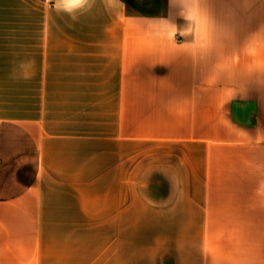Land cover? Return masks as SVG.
I'll return each mask as SVG.
<instances>
[{"label": "crops", "instance_id": "1", "mask_svg": "<svg viewBox=\"0 0 264 264\" xmlns=\"http://www.w3.org/2000/svg\"><path fill=\"white\" fill-rule=\"evenodd\" d=\"M64 7L0 0V264H264V0Z\"/></svg>", "mask_w": 264, "mask_h": 264}, {"label": "rangeland", "instance_id": "2", "mask_svg": "<svg viewBox=\"0 0 264 264\" xmlns=\"http://www.w3.org/2000/svg\"><path fill=\"white\" fill-rule=\"evenodd\" d=\"M10 58L26 59V56H10ZM19 73L21 80L26 79L28 76V72L26 70L20 71ZM151 153L152 152H149V156H147L149 161H154L156 158H158V162L157 166H149V172L152 171L154 174L156 173V170H158L157 173L159 174L177 175L180 176V179L182 181H186L189 163L188 155L191 153V150L189 151L188 144L186 141H182L181 138L179 147H164V150L162 152H158V154L155 151H153L154 155H150ZM192 153L193 158L196 161V164L198 165L200 159L203 158L204 151L201 149V147L197 146L195 150H192ZM186 185V182H181L180 190H186Z\"/></svg>", "mask_w": 264, "mask_h": 264}, {"label": "clouds", "instance_id": "3", "mask_svg": "<svg viewBox=\"0 0 264 264\" xmlns=\"http://www.w3.org/2000/svg\"><path fill=\"white\" fill-rule=\"evenodd\" d=\"M58 3H62L64 7V11L71 14L72 12H78L84 9H90L93 0H57ZM76 18L75 16L73 17Z\"/></svg>", "mask_w": 264, "mask_h": 264}]
</instances>
